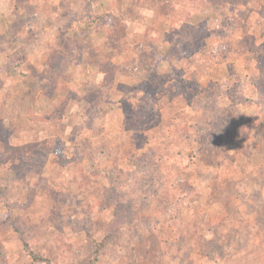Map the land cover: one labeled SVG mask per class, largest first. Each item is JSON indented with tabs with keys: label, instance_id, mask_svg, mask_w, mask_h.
Here are the masks:
<instances>
[{
	"label": "rangeland",
	"instance_id": "rangeland-1",
	"mask_svg": "<svg viewBox=\"0 0 264 264\" xmlns=\"http://www.w3.org/2000/svg\"><path fill=\"white\" fill-rule=\"evenodd\" d=\"M24 242L264 264V0H0V264Z\"/></svg>",
	"mask_w": 264,
	"mask_h": 264
},
{
	"label": "trees",
	"instance_id": "trees-1",
	"mask_svg": "<svg viewBox=\"0 0 264 264\" xmlns=\"http://www.w3.org/2000/svg\"><path fill=\"white\" fill-rule=\"evenodd\" d=\"M93 18H95V17H93ZM100 18L101 17H96L94 22H96V19L98 20ZM102 243L103 242H100L95 246L93 263H96L100 259V251H101V248L103 246ZM24 247L26 249L28 256L30 257L31 264H38V263L55 264L51 259L36 253L32 248H30V246L27 242H24Z\"/></svg>",
	"mask_w": 264,
	"mask_h": 264
},
{
	"label": "clouds",
	"instance_id": "clouds-1",
	"mask_svg": "<svg viewBox=\"0 0 264 264\" xmlns=\"http://www.w3.org/2000/svg\"><path fill=\"white\" fill-rule=\"evenodd\" d=\"M139 15L144 17L146 20L150 19L152 16V12L148 9H140L139 10Z\"/></svg>",
	"mask_w": 264,
	"mask_h": 264
}]
</instances>
